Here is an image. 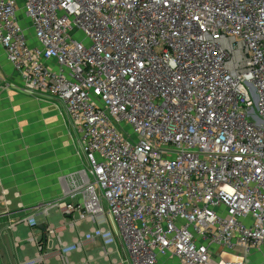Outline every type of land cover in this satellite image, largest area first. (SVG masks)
Listing matches in <instances>:
<instances>
[{
  "label": "built area",
  "instance_id": "obj_1",
  "mask_svg": "<svg viewBox=\"0 0 264 264\" xmlns=\"http://www.w3.org/2000/svg\"><path fill=\"white\" fill-rule=\"evenodd\" d=\"M0 45L24 92L65 105L89 162L66 193L82 201L45 215L101 225L106 201L132 264H264V0H0ZM47 236L63 264L82 247Z\"/></svg>",
  "mask_w": 264,
  "mask_h": 264
},
{
  "label": "crops",
  "instance_id": "obj_2",
  "mask_svg": "<svg viewBox=\"0 0 264 264\" xmlns=\"http://www.w3.org/2000/svg\"><path fill=\"white\" fill-rule=\"evenodd\" d=\"M61 104L65 107L48 95L24 92L19 74L0 45V264H21L38 254L44 261L37 264H63L59 239L47 236L50 226L57 229L62 242L82 243L81 249L68 255V264H132L108 211L104 224L82 220L73 228L69 223L78 219V211L68 214L53 208L48 215L43 213L46 206L62 198L82 201L80 193L66 195L84 175L85 161L74 129L80 142L81 135L61 111ZM31 214L36 215L35 226L25 222ZM99 226L113 231L112 244L99 237L86 239ZM32 233L37 243L28 240ZM163 264L178 261L164 258Z\"/></svg>",
  "mask_w": 264,
  "mask_h": 264
},
{
  "label": "rangeland",
  "instance_id": "obj_3",
  "mask_svg": "<svg viewBox=\"0 0 264 264\" xmlns=\"http://www.w3.org/2000/svg\"><path fill=\"white\" fill-rule=\"evenodd\" d=\"M21 19H22V22H23L25 28H26L27 31H28V35H29V37L31 38V37H32V32H31L30 29H29V23L26 21V19L24 18L23 15L21 16ZM74 37H76V38H78V39H85V36H84V34L82 33L81 30H78V31L75 33V36H74ZM61 105H62V104H61ZM60 108H61V111L65 114V116H66L67 119H68V114H67V112H66L65 107L62 105ZM68 120H69V119H68ZM70 126L73 127L72 124H70ZM73 129H74V128H73ZM74 135H75V138H76L77 146H78V148H79V150H80V154H81L82 158H83L84 161H85V168H84V169H85L87 172H89V170H90V166H89V162H88V160H87L86 152H85V150H84V148H83V146H82V144H81V142H80V140H79L78 134L76 133V130H75V129H74ZM89 176H90V174H89ZM90 177H91V176H90ZM103 205H104V208H105L106 213H107V211H108V206H107L106 201L103 202ZM252 261H253V263H255V264L257 263L256 260H255V257H252Z\"/></svg>",
  "mask_w": 264,
  "mask_h": 264
},
{
  "label": "bare ground",
  "instance_id": "obj_4",
  "mask_svg": "<svg viewBox=\"0 0 264 264\" xmlns=\"http://www.w3.org/2000/svg\"><path fill=\"white\" fill-rule=\"evenodd\" d=\"M84 174V173H83Z\"/></svg>",
  "mask_w": 264,
  "mask_h": 264
}]
</instances>
